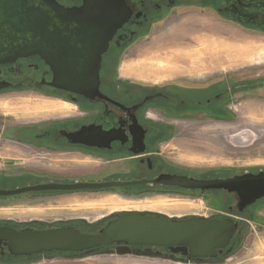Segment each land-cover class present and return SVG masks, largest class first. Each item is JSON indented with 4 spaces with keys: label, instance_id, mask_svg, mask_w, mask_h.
I'll list each match as a JSON object with an SVG mask.
<instances>
[{
    "label": "rangeland",
    "instance_id": "374dc122",
    "mask_svg": "<svg viewBox=\"0 0 264 264\" xmlns=\"http://www.w3.org/2000/svg\"><path fill=\"white\" fill-rule=\"evenodd\" d=\"M207 1L178 0L161 13L155 10L152 12L155 21L144 22L125 49L122 60L105 66L112 65L122 80L154 87L165 84L203 87L227 78L232 83H240V87L232 90L222 110L165 115L175 122L164 130L160 129L164 138L158 145V152L174 171L197 178H225L248 171L258 172L264 170V33L242 30L221 19L212 7L206 6ZM192 39H197L192 44L196 48L206 46L208 42L230 49L250 47L245 53L239 52L236 59L224 51L210 55L220 58L211 59L219 66L207 63L212 69L205 71L177 74L173 72L177 65L173 61L165 65L168 68L166 72L161 71L158 65L166 63L167 57L175 59L182 45L192 42ZM199 39H208V42ZM227 61L238 63L224 64ZM184 62L191 66L188 61ZM126 66L129 69L126 70ZM137 73L151 78H138ZM64 104L68 107L65 108ZM59 114L72 119L81 112L76 104L44 95L35 89L0 91V189H14L54 178H103L117 169L123 170L125 160L109 164L97 158L92 163L84 161L82 165L72 160L73 155H69L70 159L66 153H43V150L34 166L31 145L24 150L22 145L26 144L17 142L10 135L19 127L57 121L61 119L56 118ZM149 118L156 120L152 115ZM22 171L31 175L13 174ZM45 193L48 192L0 196V221L45 227L66 222L75 216L91 220L119 210H148L168 217L188 214L230 217L228 207H235V200L228 198L223 190L205 193L150 190L126 195L122 189L115 188L58 195ZM52 201L60 203H45ZM263 204L264 198H261L239 213L244 217L246 234L241 236L239 246L214 262L170 260L154 253H136L131 248V254H117L113 247L83 253L53 251L6 264H252L264 256ZM27 206L34 208L32 220L31 209Z\"/></svg>",
    "mask_w": 264,
    "mask_h": 264
},
{
    "label": "water",
    "instance_id": "95a60500",
    "mask_svg": "<svg viewBox=\"0 0 264 264\" xmlns=\"http://www.w3.org/2000/svg\"><path fill=\"white\" fill-rule=\"evenodd\" d=\"M131 14L132 10L125 0H82L81 5L72 7H65L56 0H0V64L36 54L55 67L51 85L88 98L102 97L98 90L102 54L109 40ZM78 43L84 50L90 45L89 48L95 52L88 53V59H83L86 53L78 54ZM8 86L7 82H0V89ZM65 134L71 143L102 146L99 141L104 139L109 143L113 132L103 131L100 126L91 124ZM145 182L200 192L223 190L236 197L235 208H228L230 214L242 213L264 198V170L208 179L159 174L149 181L50 180L14 189H0V196L103 190ZM114 215L115 219L94 234L82 233L71 226L41 230L0 226V244H4L15 256L52 251L83 253L117 244V254H131L130 246H169L188 258H210L216 256V250L221 251L230 242L238 229L234 217L214 219L195 214L168 217L148 210H119Z\"/></svg>",
    "mask_w": 264,
    "mask_h": 264
},
{
    "label": "flooded vegetation",
    "instance_id": "af4514ba",
    "mask_svg": "<svg viewBox=\"0 0 264 264\" xmlns=\"http://www.w3.org/2000/svg\"><path fill=\"white\" fill-rule=\"evenodd\" d=\"M65 7L79 6L82 0H56ZM132 14L128 21L122 25L108 42L106 50L102 54L101 67L99 70L98 90L103 95L88 98L82 94L71 92L53 86L50 83L54 77V68L46 63L38 55H31L16 59L12 63L0 64V82H7V88L0 91L11 89H35L44 95H51L65 101L76 104L81 112L76 118L60 119L54 122H48L44 125H27L19 127L10 136L17 142L27 146L46 150L50 152H70L79 151L80 154L103 159L105 162L116 163L125 160L123 170H115L103 178H88L86 181H107V180H133L144 179L152 180L159 174H178L187 175L174 171L161 157L158 152V145L163 141V133L160 129L174 124V120L165 115L192 114L194 112H203L206 110L223 109L226 101L231 97L232 90L240 87V83H232L228 78L218 80L203 87H186L176 84H165L160 87L145 85L142 83L122 80L119 78L118 71L112 68L117 60H122L125 49L129 46L136 33L140 31L145 21L153 22L152 12L158 10L162 12L168 6L174 5L178 0H125ZM200 4H203L201 2ZM206 6H210L216 11L219 17L227 22L235 24L242 30L250 32L264 33V0H208ZM160 9V11H159ZM148 16H147V15ZM146 16L148 18H146ZM153 16V17H151ZM150 22V23H151ZM78 54H84L83 59H88L89 54L95 52L93 48L83 49L78 43ZM51 48H49L50 50ZM66 59V55H65ZM155 116L156 120H150L149 116ZM100 126L103 131L111 130L112 139L109 143L106 140H100L102 146H88L81 143H71L65 132H74L80 130L82 126ZM112 163V165L114 164ZM116 166V164H114ZM118 165V164H117ZM27 175V174H25ZM106 177V178H105ZM59 181L49 179L47 181ZM115 188L103 190H78L73 192H96L108 191ZM128 193H142L146 191L155 192H179L187 189H181L175 186L144 184L136 186H127L120 188ZM198 191L199 190H188ZM217 191V190H206ZM62 193V192H61ZM64 193V192H63ZM228 198H233L236 203L235 195L225 192ZM224 193V194H225ZM264 205V204H263ZM235 208L233 205L230 206ZM229 208V207H228ZM246 209V208H245ZM244 209V210H245ZM243 210V212H244ZM116 211H109L88 220L83 216H75L67 219L66 222H60L52 226L36 227L32 224L22 225L16 221H0V226L12 227L16 230L23 228L48 229L61 226H71L82 233H97L108 221L115 219ZM235 213V214H234ZM151 214V213H149ZM230 214V213H229ZM236 215V212L230 215ZM239 214V213H238ZM233 217V216H232ZM214 219H224L227 217L212 216ZM238 229L232 236L230 242L221 249L216 250V256L210 258H188L181 252H174L169 246H130L134 252L154 253L158 257L186 262L207 263L214 262L225 253H230L239 246L241 236L246 234L243 216H236ZM242 219V220H241ZM98 223H93L94 221ZM112 244L98 249H107L116 247ZM92 250V251H93ZM53 252V251H52ZM59 252V251H56ZM50 253V252H47ZM227 253V254H228ZM43 254V253H39ZM37 254L30 256L12 255L4 244H0V264L23 261L32 258Z\"/></svg>",
    "mask_w": 264,
    "mask_h": 264
},
{
    "label": "crops",
    "instance_id": "0c3cea01",
    "mask_svg": "<svg viewBox=\"0 0 264 264\" xmlns=\"http://www.w3.org/2000/svg\"><path fill=\"white\" fill-rule=\"evenodd\" d=\"M195 40L197 41V39H192V42L186 43L184 46L182 45L181 50H180L179 54L177 55V57L175 59H173V58L170 59L169 57H167V58H165L166 61H167L166 63H160V65L164 64V66H160V65H158V66L160 68L161 67L166 68L165 65H170L172 63L171 61H173V62H175L177 64V65L175 64L176 65V68L173 69V72H175L177 74L185 73V74H189V75L190 74H193V73H196V72H201V71H205V70H208V69H212L211 67H208V65H207V63L214 64L213 61L211 60V58H203V59L198 60V61L192 60V59L189 58L188 52L190 51V46L192 44H194V41ZM199 40L208 41V39H199ZM187 49H189V50H187ZM184 52H185V54H184ZM188 58H189V61H188ZM184 61H188L189 63L192 61L190 63L191 66H189L188 64H186V62H184ZM236 63H238V62H236ZM236 63L235 62H230V61L228 62L227 61L224 64L234 65ZM183 64L185 65V67H183ZM218 66H219L218 64H214V67H218ZM127 69H129V67L126 66V70ZM163 69L161 71H164V70H165L164 72L167 71V69H164V70ZM175 69H177L179 71H177ZM168 74H170V73H168ZM136 77L142 78V79H149V78H151L150 76H144V75H141L139 73H137ZM119 78H121V77L119 76ZM64 106L66 108V107H68V104H64ZM56 118L68 119L67 116H62L60 114ZM57 120H60V119H57ZM22 146H23L24 150H28V148H29L27 145H22ZM41 151H42L41 149L32 147V163H34V166L36 164L34 161H37L36 159H38V156L41 153ZM43 151H45L43 153H53V152L46 151V150H43ZM63 153H66L67 156L73 155L72 158H74V159H72V160H77L82 165H83L84 161L85 162H90V163L96 161L94 157L82 155V154L79 153V151H76V150H72L70 152H63ZM69 158L71 159L70 156H69ZM13 174H15V175H20V174H22V175H25V174L31 175L28 171H22V172L13 173ZM33 174L34 173H32V176H34ZM72 175H74V174H72ZM7 176H11V175L8 174ZM54 179L58 180L57 178H54ZM61 180H63L64 182L86 181L85 178H77V177H73V178L67 177V179H60L59 181H61ZM64 193L63 192L62 193L61 192H51V193L48 192V193H45V194L58 195V194H64ZM29 194H32V193H29ZM45 203H49V204H54V203L55 204H59L60 202H58V201H52V202H45ZM27 207L31 209V211H30L29 214H30V217H31L30 220H32V212H33V209L34 208H32V206H27ZM252 264H264V256H260Z\"/></svg>",
    "mask_w": 264,
    "mask_h": 264
},
{
    "label": "bare ground",
    "instance_id": "6f19581e",
    "mask_svg": "<svg viewBox=\"0 0 264 264\" xmlns=\"http://www.w3.org/2000/svg\"><path fill=\"white\" fill-rule=\"evenodd\" d=\"M208 42V41H207ZM199 44V43H198ZM249 47L248 48H244V47H237V48H233V49H230V48H223L221 46H214V43H211V42H208V45L206 46H202L201 48H196L195 45H191L190 46V51L188 52V56L190 59L192 60H201L203 58H211V59H220L219 57L216 56H210V55H214V54H218L220 52H226L231 58L233 59H236V57H238V55L240 54L239 52H242V53H245L249 50ZM158 49V48H157ZM189 50V49H187ZM241 53V54H242ZM154 54V53H153ZM185 54V52H184ZM161 56V55H160ZM210 56V57H209ZM189 58H188V61H189ZM192 62V61H191ZM190 62V63H191ZM201 65V64H200ZM166 67V66H165ZM164 67H161V69H163ZM164 69H167L168 68H164ZM163 69V70H164ZM170 70V69H169ZM158 71V70H157ZM165 71V70H164Z\"/></svg>",
    "mask_w": 264,
    "mask_h": 264
},
{
    "label": "built area",
    "instance_id": "2783aa9c",
    "mask_svg": "<svg viewBox=\"0 0 264 264\" xmlns=\"http://www.w3.org/2000/svg\"><path fill=\"white\" fill-rule=\"evenodd\" d=\"M229 216L232 217L233 215H230V214H229ZM233 217L235 218V215H234Z\"/></svg>",
    "mask_w": 264,
    "mask_h": 264
},
{
    "label": "trees",
    "instance_id": "16d2710c",
    "mask_svg": "<svg viewBox=\"0 0 264 264\" xmlns=\"http://www.w3.org/2000/svg\"><path fill=\"white\" fill-rule=\"evenodd\" d=\"M217 191H218V190H217ZM237 215H239V216H240V214H238V213H237Z\"/></svg>",
    "mask_w": 264,
    "mask_h": 264
}]
</instances>
